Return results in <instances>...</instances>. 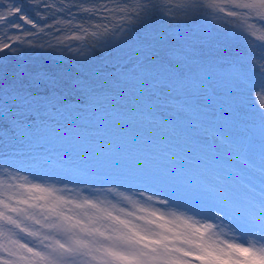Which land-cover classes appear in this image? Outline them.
<instances>
[{"label": "snow or ice", "instance_id": "obj_1", "mask_svg": "<svg viewBox=\"0 0 264 264\" xmlns=\"http://www.w3.org/2000/svg\"><path fill=\"white\" fill-rule=\"evenodd\" d=\"M184 26L199 43L181 39ZM139 29L143 71L201 94L234 84L264 134V0H0V141L12 148L0 152V264H264V151L260 199L244 205L219 171L161 187L131 172L40 171L16 149L49 110L99 103L108 78L89 62ZM47 51L58 55H29ZM209 138L231 150L220 170L235 163L236 183L254 192L240 175L255 167L247 149L220 129Z\"/></svg>", "mask_w": 264, "mask_h": 264}, {"label": "rangeland", "instance_id": "obj_2", "mask_svg": "<svg viewBox=\"0 0 264 264\" xmlns=\"http://www.w3.org/2000/svg\"><path fill=\"white\" fill-rule=\"evenodd\" d=\"M184 31L189 35L181 39L199 43L188 26H184ZM144 38L139 29L127 41L109 45L102 56H93L89 63L104 67L108 78L103 85L109 90L99 103L84 111L49 110L44 114L47 126L36 128L29 140L15 144L16 149L40 171L77 172L61 169L67 165L92 172H131L154 180L161 187H172L188 182L209 183L214 178V169L220 167L218 161H228L231 150L214 144L211 138L206 142L203 137L220 129L247 149L255 167L240 171V175L256 185L260 195L261 175L257 169L262 161L254 156L261 158L262 145L245 127L246 123L260 122V118L237 104L241 89L213 81L218 94H213L208 84L203 85L207 92L201 94L199 87L186 82L146 73L142 70L144 57L140 47ZM29 55L45 63L58 54L47 51ZM113 65L120 70L111 72ZM125 65L135 67L124 75ZM85 69L84 74H88L87 65ZM226 123L231 127H226ZM11 151L10 144L0 141V152ZM60 155L78 161L60 160ZM224 169L227 178L239 185V166L230 162Z\"/></svg>", "mask_w": 264, "mask_h": 264}, {"label": "water", "instance_id": "obj_3", "mask_svg": "<svg viewBox=\"0 0 264 264\" xmlns=\"http://www.w3.org/2000/svg\"><path fill=\"white\" fill-rule=\"evenodd\" d=\"M245 127L254 134V138L261 142V152L264 151V134H262L260 123H246Z\"/></svg>", "mask_w": 264, "mask_h": 264}, {"label": "bare ground", "instance_id": "obj_4", "mask_svg": "<svg viewBox=\"0 0 264 264\" xmlns=\"http://www.w3.org/2000/svg\"><path fill=\"white\" fill-rule=\"evenodd\" d=\"M258 123H260V122H258ZM23 150H25V151H27V149L26 148H24ZM57 158V157H56ZM58 158L60 159V160H67V161H69L70 162V160L71 161H73V163H76V161H78L76 158H70V156H64V155H60V156H58ZM254 159H260L261 160V158L260 157H258V156H254ZM59 160V161H60ZM72 163V162H71ZM64 169H66V170H70L71 172H73V171H78V169H75L74 167H69V166H67V165H63L62 166ZM257 171H258V169H257ZM259 183H260V186L262 187V184H261V181H259Z\"/></svg>", "mask_w": 264, "mask_h": 264}]
</instances>
